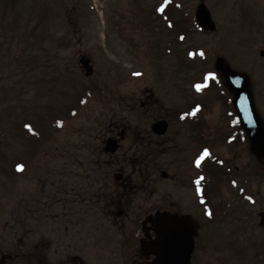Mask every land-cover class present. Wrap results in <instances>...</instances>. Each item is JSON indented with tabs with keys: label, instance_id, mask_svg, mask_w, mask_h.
<instances>
[{
	"label": "flooded vegetation",
	"instance_id": "flooded-vegetation-1",
	"mask_svg": "<svg viewBox=\"0 0 264 264\" xmlns=\"http://www.w3.org/2000/svg\"><path fill=\"white\" fill-rule=\"evenodd\" d=\"M25 2L29 42L0 29V264H264V206L251 210L264 189V0L134 5L126 50L157 79L124 94L83 84L79 63L100 65L82 32L54 39L50 9L65 0ZM19 3L0 0V17L21 15ZM248 59L258 71L236 68ZM188 68L207 71L185 79ZM229 71L261 126L240 124ZM91 89L110 109L74 125L75 141L47 140L44 109L67 110L48 121L55 131Z\"/></svg>",
	"mask_w": 264,
	"mask_h": 264
},
{
	"label": "rangeland",
	"instance_id": "rangeland-1",
	"mask_svg": "<svg viewBox=\"0 0 264 264\" xmlns=\"http://www.w3.org/2000/svg\"><path fill=\"white\" fill-rule=\"evenodd\" d=\"M160 1L167 0H80V4L76 9L77 11L73 8L76 6L77 0H65V5H60V9L58 3L51 6L50 26L52 27V35L54 36V39L61 37L65 29H67L70 34V39H73L71 36H74L72 33L74 29L75 32L76 30H79L84 34V43H86V47H88V50H93V58L96 60V63L100 65L98 69L99 71L94 72L92 77L85 78L82 73L80 74L85 86L97 88L103 86L105 88L104 91L109 92V90H119L124 94L133 88L134 82H155L157 79L155 73L156 69H151L149 67L150 63L148 62V58L144 55H129V52L126 50L128 44L124 41V37L129 34L127 28L130 17V8H133L134 5L138 4L160 3ZM19 2L20 3L17 4L16 12H19L21 15L0 17V29L5 31L11 30L12 33L16 35L17 39H19V37L22 38V40H19L20 43H28L30 29V24L28 23L29 15H26L25 13L27 11L25 0H19ZM84 11L87 12L82 15L81 12ZM102 13L104 14L103 17ZM15 25L20 27L15 29ZM75 36L76 38L79 37L78 34H75ZM2 37L6 38V36ZM95 45L97 46V49L100 48V52L94 51V48L96 47ZM76 65H78L77 62ZM236 68L242 71L245 70L248 73L258 71L255 62L252 60L250 61L249 59L240 62ZM202 69L203 68L185 69V73L182 77L193 80L199 77V75L201 76L205 71L213 70L211 67L207 68V70ZM137 73L139 75H137ZM57 77L59 78L57 79V85L55 88L58 91L69 87L70 83L75 86L77 76H74V71L71 75V77H73L72 81H69L71 77L68 79L64 76ZM106 95H108V93H106ZM88 96L90 99L88 100V103L86 102L84 108H80L75 117L70 116L67 121L66 119L64 121L61 120L62 122H60L58 126L59 128H56L55 131L49 126L48 121L50 122L52 117L55 116V113L57 112L56 110H59L57 112L59 116L62 114L65 116L67 110L62 109V106H59V109H56L55 111L54 109L50 110L51 105L47 109H44L43 115L45 129L49 133L47 140H53L56 142L57 138L65 137L69 140L72 139V141H75L76 136L71 132L74 129V125L78 126V124L86 118H90L89 120L99 118V116H103L102 111L110 109L108 108V103H103L104 98L101 91L95 93L91 89ZM173 100L174 99H171L169 105L176 104ZM44 104L45 102L43 101V106ZM60 108L62 110H60ZM261 198L262 199L251 208L252 212L257 211L259 207L264 206V189ZM260 236L261 235H256V239H253V245L255 247H259ZM241 244L247 246L246 242L242 241Z\"/></svg>",
	"mask_w": 264,
	"mask_h": 264
},
{
	"label": "water",
	"instance_id": "water-1",
	"mask_svg": "<svg viewBox=\"0 0 264 264\" xmlns=\"http://www.w3.org/2000/svg\"><path fill=\"white\" fill-rule=\"evenodd\" d=\"M87 63V61H86ZM85 62L82 61V64L85 65ZM87 67V66H85ZM224 73V80L228 83L229 87L235 93L234 103L236 107L237 114L239 115V119L242 125L245 127H257L261 126L260 119L258 115L254 112L252 104L249 100V94L245 87L235 86V82L237 80H241L240 75H237L234 72L229 71L228 73ZM87 75L90 74V69H87ZM253 120V125L249 124V121ZM255 146L257 147L258 154L264 156V142L255 141Z\"/></svg>",
	"mask_w": 264,
	"mask_h": 264
},
{
	"label": "snow or ice",
	"instance_id": "snow-or-ice-1",
	"mask_svg": "<svg viewBox=\"0 0 264 264\" xmlns=\"http://www.w3.org/2000/svg\"><path fill=\"white\" fill-rule=\"evenodd\" d=\"M159 11L163 12V11H164L163 7H161V8L159 9ZM171 26H172V25L169 24V27H171ZM180 39L183 40L184 37L181 36ZM190 55H192V54H190ZM199 55H200V56H204L205 53H204V52H200ZM137 75H139V74L137 73ZM204 79H205V80H215V79H216V75H215V73L209 71V72L206 74V76L204 77ZM194 87H195V89H196L197 91H200V90L202 89L203 85H202V84H195ZM207 154H208L207 151H205V155H207ZM202 159H203V157H201L200 159H197V160L195 161L197 167H200V165H201V160H202ZM203 179H204L203 176L199 177L198 179H196L195 184H196L197 186H199L200 183H201V181H202ZM197 191L199 192V187H197ZM208 215L210 216V215H211V212H209Z\"/></svg>",
	"mask_w": 264,
	"mask_h": 264
}]
</instances>
